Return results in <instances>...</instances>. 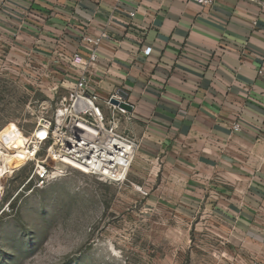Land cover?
<instances>
[{"label": "crops", "instance_id": "crops-1", "mask_svg": "<svg viewBox=\"0 0 264 264\" xmlns=\"http://www.w3.org/2000/svg\"><path fill=\"white\" fill-rule=\"evenodd\" d=\"M0 33L67 89L81 73L70 59H87L85 38L106 33L89 88L102 101L127 93L133 110L121 115V129L139 140L137 158L150 170L144 183L155 172L153 191L173 197L180 212L236 222L264 243L259 0H0Z\"/></svg>", "mask_w": 264, "mask_h": 264}, {"label": "rangeland", "instance_id": "rangeland-1", "mask_svg": "<svg viewBox=\"0 0 264 264\" xmlns=\"http://www.w3.org/2000/svg\"><path fill=\"white\" fill-rule=\"evenodd\" d=\"M69 91L0 33V130L14 123L28 136L43 106ZM34 166L22 161L2 178L0 264H264V243L236 222L185 214L153 191L157 175L144 183L150 170L137 154L122 183L72 167L40 187ZM152 192L158 200L147 205Z\"/></svg>", "mask_w": 264, "mask_h": 264}, {"label": "built area", "instance_id": "built-area-1", "mask_svg": "<svg viewBox=\"0 0 264 264\" xmlns=\"http://www.w3.org/2000/svg\"><path fill=\"white\" fill-rule=\"evenodd\" d=\"M258 1V0H251ZM211 5L213 0H201ZM264 8V0H259ZM134 16V13H130ZM106 33L85 39L93 45L91 55L84 59L75 53L70 63L81 70L70 91L59 97L55 106L45 104L36 128L26 136L30 153L25 161H34L31 179L38 186L63 176L72 167L110 183L124 182L139 148V140L121 129V115L127 110L112 102L120 99L117 92L105 100L89 88L87 71L97 60V47ZM151 47L145 49L149 54ZM54 86L52 89H57ZM241 128L233 125L234 131ZM44 150V156L38 157Z\"/></svg>", "mask_w": 264, "mask_h": 264}, {"label": "bare ground", "instance_id": "bare-ground-1", "mask_svg": "<svg viewBox=\"0 0 264 264\" xmlns=\"http://www.w3.org/2000/svg\"><path fill=\"white\" fill-rule=\"evenodd\" d=\"M25 140L26 137L14 123H9L0 130V154L3 156L4 161L3 164H0V196L2 194V178L8 172V169L20 166L22 161L25 162L30 155L27 152Z\"/></svg>", "mask_w": 264, "mask_h": 264}, {"label": "water", "instance_id": "water-1", "mask_svg": "<svg viewBox=\"0 0 264 264\" xmlns=\"http://www.w3.org/2000/svg\"><path fill=\"white\" fill-rule=\"evenodd\" d=\"M117 94L119 95L120 99H113L112 102L116 105H118L120 108H124L127 111H132L133 106L127 101L128 95L125 93L122 89H119L117 91Z\"/></svg>", "mask_w": 264, "mask_h": 264}]
</instances>
